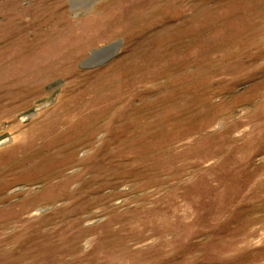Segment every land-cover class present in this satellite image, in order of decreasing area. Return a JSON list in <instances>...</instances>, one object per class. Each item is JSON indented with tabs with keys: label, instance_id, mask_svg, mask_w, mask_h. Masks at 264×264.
Segmentation results:
<instances>
[{
	"label": "rangeland",
	"instance_id": "rangeland-1",
	"mask_svg": "<svg viewBox=\"0 0 264 264\" xmlns=\"http://www.w3.org/2000/svg\"><path fill=\"white\" fill-rule=\"evenodd\" d=\"M0 264H264V0H0Z\"/></svg>",
	"mask_w": 264,
	"mask_h": 264
},
{
	"label": "water",
	"instance_id": "water-1",
	"mask_svg": "<svg viewBox=\"0 0 264 264\" xmlns=\"http://www.w3.org/2000/svg\"><path fill=\"white\" fill-rule=\"evenodd\" d=\"M115 46L116 48H119L120 42H118L117 45H109L99 50L92 51L89 57L81 64V68L93 69L106 64L110 58L103 59V57L111 50H114Z\"/></svg>",
	"mask_w": 264,
	"mask_h": 264
}]
</instances>
